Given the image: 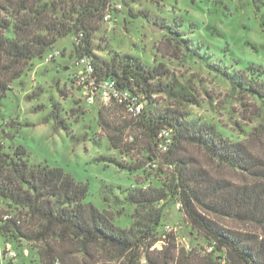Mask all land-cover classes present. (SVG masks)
<instances>
[{"label": "rangeland", "instance_id": "obj_1", "mask_svg": "<svg viewBox=\"0 0 264 264\" xmlns=\"http://www.w3.org/2000/svg\"><path fill=\"white\" fill-rule=\"evenodd\" d=\"M47 1V0H45ZM121 5L113 12L112 21L99 18L92 35L93 52L101 60L131 55L145 67L162 64L168 76L178 79L194 98L193 103L177 106L175 100L159 92L152 103L142 96L144 106L154 113L165 110L186 113L190 119L214 124L229 141H245L257 154L264 156V99L258 98L232 80L243 73L247 79L264 80V0H112ZM59 21L71 23L69 13L59 11ZM13 20V14H5ZM58 18V17H57ZM7 36L12 37L10 31ZM75 35L59 38L44 53L33 58L20 77L12 80L5 95L0 98V140L6 149L22 146L30 163L59 165L82 182L89 192L85 201H91L112 221L129 228L136 206L126 202L103 200L102 187L111 188L110 198L117 194L124 198L128 188L148 185L160 186L175 178L176 171L163 163L164 153L154 149L158 167L147 165L151 150L148 140L139 128H126L130 120L121 109L115 115L118 131L102 127L98 110L107 106L88 103L74 79ZM59 55L46 59L52 51ZM229 76L231 79H229ZM29 96V98H27ZM112 108V106H108ZM54 111L61 119L58 130L53 120L43 121ZM28 123L29 125H24ZM112 135L119 145L114 147ZM194 156L217 176L235 182L243 181V174L231 167L211 160L195 147L186 146ZM107 189V190H108ZM180 202L171 197L156 228L159 238L164 233L175 238V255L184 248L195 254L210 250L208 240L185 220ZM0 208L7 216L20 217L30 226L26 209L0 198ZM228 226H240L229 218L220 219ZM0 264H40V241L26 239L12 231L1 230ZM161 250L162 241L152 249ZM10 251L13 254H10ZM94 259L114 256V253L94 247L89 250ZM222 254V253H219ZM87 255L75 251L71 258L83 263ZM140 264H148L143 260Z\"/></svg>", "mask_w": 264, "mask_h": 264}, {"label": "trees", "instance_id": "obj_2", "mask_svg": "<svg viewBox=\"0 0 264 264\" xmlns=\"http://www.w3.org/2000/svg\"><path fill=\"white\" fill-rule=\"evenodd\" d=\"M112 3V0H0V98L33 58L43 57L57 39L74 34L76 59L88 58L96 79H112L142 101L145 96L149 104L159 92L175 100L177 106L193 103L194 98L178 79L160 80L168 76L162 64L148 68L131 55L111 60L95 56L94 23L103 18ZM59 11L69 13L70 24L59 21L62 16ZM9 12L13 20L5 17ZM10 31L12 37L7 36ZM232 82L264 99V80L247 79L240 73ZM101 104L107 108L98 110L99 123L110 128L112 123L114 131H118L115 115L106 119L104 113H116L117 109L125 113L124 109L116 103ZM125 114L130 120H124L121 126L139 128L148 140L152 153L147 163H157L153 150H159L160 130H169L170 145L161 152L163 163L172 165L167 169L176 171L169 183L128 188L124 198L117 194L110 198L111 188L102 187L104 201L112 199L115 203L124 201L136 206L129 228L115 224L95 204L85 201L89 192L87 182L77 180L59 165L30 163L22 146L6 149L0 140V198L26 209L29 218L36 221L30 226L20 217L5 215L0 208L1 230L11 228L23 238L40 241V264H140L142 260L148 264H264V156L255 153L244 140L229 141L214 124L187 118L184 112L154 113L144 106L138 116ZM50 119L53 129L58 130L61 123L58 114L51 111L43 121ZM109 139L114 147H119L112 135ZM187 145L240 171L243 181L215 175L187 153ZM171 197L180 202L185 220L208 240L210 250L205 254L181 248L176 256L174 236L169 233L157 236L156 228ZM221 218L232 219L240 226L225 225ZM160 240L163 248L152 249ZM97 246L114 256L94 259L89 250ZM76 250L88 256L83 263L71 258Z\"/></svg>", "mask_w": 264, "mask_h": 264}, {"label": "built area", "instance_id": "obj_3", "mask_svg": "<svg viewBox=\"0 0 264 264\" xmlns=\"http://www.w3.org/2000/svg\"><path fill=\"white\" fill-rule=\"evenodd\" d=\"M120 7L121 5L115 3L108 6L103 15V20L106 22L112 21L114 10ZM59 53V51L54 50L46 56V59L48 60L55 57L59 55ZM74 66L76 67L74 71V79L80 87L82 96L86 102L94 103L100 101L104 104L116 103L124 109L125 113L133 117L138 116L142 112L144 102L141 98L137 94L119 87L112 79H96V77L92 75L93 65L88 58L80 57L76 59L74 61ZM159 137L160 140L157 147L160 151H166L171 142L169 130L162 128ZM147 165L155 168L157 163L149 161ZM164 165L166 168L172 167L171 164ZM10 254H13V252L10 251Z\"/></svg>", "mask_w": 264, "mask_h": 264}]
</instances>
